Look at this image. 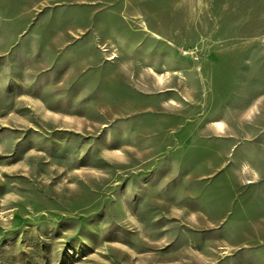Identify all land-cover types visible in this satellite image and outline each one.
Returning <instances> with one entry per match:
<instances>
[{
	"label": "rangeland",
	"instance_id": "1",
	"mask_svg": "<svg viewBox=\"0 0 264 264\" xmlns=\"http://www.w3.org/2000/svg\"><path fill=\"white\" fill-rule=\"evenodd\" d=\"M0 264H264V0H0Z\"/></svg>",
	"mask_w": 264,
	"mask_h": 264
}]
</instances>
